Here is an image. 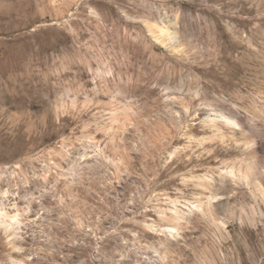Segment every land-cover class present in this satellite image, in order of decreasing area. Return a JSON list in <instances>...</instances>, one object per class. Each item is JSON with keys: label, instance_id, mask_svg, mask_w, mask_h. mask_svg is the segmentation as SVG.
<instances>
[{"label": "rangeland", "instance_id": "obj_1", "mask_svg": "<svg viewBox=\"0 0 264 264\" xmlns=\"http://www.w3.org/2000/svg\"><path fill=\"white\" fill-rule=\"evenodd\" d=\"M0 264H264V0H0Z\"/></svg>", "mask_w": 264, "mask_h": 264}, {"label": "bare ground", "instance_id": "obj_2", "mask_svg": "<svg viewBox=\"0 0 264 264\" xmlns=\"http://www.w3.org/2000/svg\"><path fill=\"white\" fill-rule=\"evenodd\" d=\"M162 31H165V30H163L162 29ZM3 90V89H2ZM225 119H226V121L228 122V123H236V120H234L233 118H231V117H228V116H225ZM216 122V121H215ZM214 122V123H215ZM207 207L208 209H211L210 207L212 206V203H211V201H206V202H203V203H200V204H197V205H195V207L196 208H200V209H204V207ZM183 217V215L182 214H180V212L178 211V210H176V215L173 217V219L176 221H174L175 223H179V221H180V219ZM172 219V220H173ZM174 224V223H173ZM175 227V226H174ZM177 228V227H176Z\"/></svg>", "mask_w": 264, "mask_h": 264}]
</instances>
